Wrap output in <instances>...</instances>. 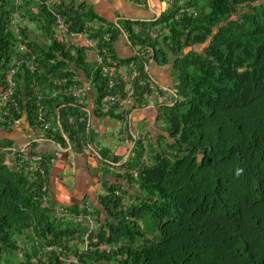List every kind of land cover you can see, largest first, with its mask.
Listing matches in <instances>:
<instances>
[{
	"label": "trees",
	"instance_id": "16d2710c",
	"mask_svg": "<svg viewBox=\"0 0 264 264\" xmlns=\"http://www.w3.org/2000/svg\"><path fill=\"white\" fill-rule=\"evenodd\" d=\"M56 11L72 29L98 39L109 59L139 70L142 79L150 62L173 58L176 96L159 106L164 133L155 141L146 138L147 143L135 140L132 154L121 163L124 170L111 172L137 191L125 203L128 190L108 187L92 213L105 214L98 230L58 216L46 200L44 184L49 188L54 154L43 153L45 175L27 170L23 161L10 165L0 157V264L18 250L24 255L21 264H31L46 245L83 240L86 233L99 243L120 244L112 251L83 250L81 259L91 264H264V0H174L156 19L126 18L116 24L85 2L0 0L3 72L20 41L38 53V72H26L18 87L20 110L14 118L25 114L37 129L40 116L57 117L61 130L45 136L62 147L82 148L93 140L89 113L65 95L51 96L58 89L53 80L82 71L93 81L97 103L107 93L122 92L124 81L112 75L117 88H108L109 77L94 70V51L60 37ZM96 20L100 24L94 27ZM121 33L147 57L120 58L114 43ZM203 43V49L195 48ZM136 92L138 105H144L147 87L136 84ZM97 115L124 117L115 108ZM99 154L119 159L108 149ZM69 210L80 211L76 205ZM49 261L61 264L54 255Z\"/></svg>",
	"mask_w": 264,
	"mask_h": 264
},
{
	"label": "crops",
	"instance_id": "0c3cea01",
	"mask_svg": "<svg viewBox=\"0 0 264 264\" xmlns=\"http://www.w3.org/2000/svg\"><path fill=\"white\" fill-rule=\"evenodd\" d=\"M74 2H85L91 5L99 16L115 24L126 18L156 19L168 8L166 0H74ZM99 24L97 20L92 22L94 27ZM32 36L37 37L39 33L32 32ZM114 47L120 58L132 57L135 50L125 33L118 36ZM172 60L173 58L168 63L150 62L148 71L152 79L156 80L163 89L160 90V97H156L155 94L146 97L145 104L134 109L128 121L124 117L99 116L96 115L94 108L91 109L89 127L93 138L91 145L95 150L92 156L85 154L83 148L76 144L68 143L66 147H62L44 133L33 129L26 117L14 125L11 130L0 128V140L12 139L16 143L32 140L36 142L38 151L54 154L49 174L47 199L54 209L60 205L79 206L87 200L94 207H98V197L105 194L111 185H120L125 188L128 190L126 195L137 191L135 186L133 187L126 180L116 177L111 172L124 170L121 163L132 154L135 140L146 130L150 135L148 140L151 141H155L164 133L161 127L159 106L170 103L173 97L172 90L176 91V82L172 75ZM76 72L82 80H86L82 71L77 70ZM88 87L92 98L94 96L96 98L97 94L93 86ZM94 134L101 138V142H96ZM104 149L109 150L110 156L115 154L119 159L117 161H113L112 157L101 159L99 152Z\"/></svg>",
	"mask_w": 264,
	"mask_h": 264
},
{
	"label": "built area",
	"instance_id": "2783aa9c",
	"mask_svg": "<svg viewBox=\"0 0 264 264\" xmlns=\"http://www.w3.org/2000/svg\"><path fill=\"white\" fill-rule=\"evenodd\" d=\"M167 5H171L174 0H166ZM182 1H179L181 4ZM181 11H184L182 8ZM55 23L59 31L60 37L67 43L72 44L75 48H85L89 51H94L95 53V63L94 70L99 69V72L103 76H108V88H117V83H115L112 75L118 76L124 81L123 91L117 93H107L100 103H97V96L92 98L89 92V85L93 84L91 78H86L82 80L81 77L75 75L74 77L62 76L56 78L53 81L58 89L52 91L51 96L65 95L72 100V104L83 108L86 112H89L92 108L97 115V112H107L112 108H115L116 113H121L125 120H129L131 114H133L134 109L138 105L139 96L136 92V84L140 86H146L147 92L145 93V98L151 94H155L156 97H160V90L163 88L160 84L152 79L147 66L146 79H142L141 72L136 68H128L124 64H120L112 59L108 58L106 55L107 51L105 48H99L98 39L94 38L89 31H79L72 29L70 27V22L67 21L66 17L60 12L56 11ZM13 28L16 32H19V24L17 16L12 19ZM154 34V32H153ZM105 37L109 38L110 33L108 32ZM17 55L11 58L8 64L7 70L4 73L2 69V64L0 63V128L14 127L19 123L24 116L21 118H14L13 112L20 110L19 105V94L18 87L24 80L26 72L35 74L39 70L37 56L38 53L35 52L31 47H29L24 42H19L17 45ZM135 54H140L147 57L145 50L138 46L134 50ZM61 86V88L59 87ZM96 94L97 90L95 89ZM172 95L176 96V91L172 90ZM112 107V108H111ZM27 119V117H26ZM40 126L36 129L37 131L44 133L52 132L53 135L58 130H61L60 120L57 117H52L49 120H45L43 116H40ZM149 134L148 131L139 136L138 139H142L144 143L148 141ZM49 138V137H48ZM50 139V138H49ZM137 139V140H138ZM31 141H26L22 143H14L11 145L0 144V157L5 160L8 164L14 165L18 162L26 163L27 170L39 171L41 174L45 175L46 168L44 166L43 153L38 151L30 144ZM82 148L85 154L92 156L94 154V148L91 144L83 143ZM54 161V158L52 159ZM44 189H49L48 184H44ZM46 200L48 199V194L46 195ZM125 202V199H123ZM79 212L70 214V207L60 205L56 207L59 212L58 216H70L74 217L77 222L82 223L84 226L90 230H98L103 228V222L105 214H92L94 206L87 200L83 201L79 206ZM120 244L113 243H99L98 240L89 238V233H86L83 240H70L67 243H50L43 247V250L30 259L31 264H50L49 256L54 255L56 259L61 264H91L81 259V253L83 250H105L112 251L117 250ZM94 264V263H92ZM95 264H117L114 261L100 260Z\"/></svg>",
	"mask_w": 264,
	"mask_h": 264
},
{
	"label": "rangeland",
	"instance_id": "374dc122",
	"mask_svg": "<svg viewBox=\"0 0 264 264\" xmlns=\"http://www.w3.org/2000/svg\"><path fill=\"white\" fill-rule=\"evenodd\" d=\"M205 46V43H203V44H201V45H199V46H195V48L197 49V50H201V49H203V47ZM192 49H193V47H192ZM187 50V52L189 51V50H191V49H189V47L186 49ZM88 51V53L90 54L91 53V51H89V50H87ZM92 60V59H91ZM175 80V79H174ZM93 85V84H92ZM91 85V86H92ZM175 86H176V84H175ZM25 117V116H24ZM160 121H161V118H160ZM94 133H95V131H94ZM94 136H95V139H96V142L98 143V142H101V138L100 137H98V135L97 134H94ZM97 137V138H96ZM96 143V144H97ZM146 160H148V159H146ZM148 162H149V160H148ZM93 169H95V168H93ZM134 187V186H133ZM134 190V189H133ZM132 190V191H133ZM132 192H130L129 194H131ZM130 195H126L125 196V203H128V201L130 202V197H129ZM98 206H99V204H98ZM22 244V243H21ZM29 247V246H28ZM8 259H7V261H6V264H21V262L23 261V258H24V255H23V253H22V251H15V254H13V255H11L10 257H7ZM1 264H5V263H1Z\"/></svg>",
	"mask_w": 264,
	"mask_h": 264
},
{
	"label": "water",
	"instance_id": "95a60500",
	"mask_svg": "<svg viewBox=\"0 0 264 264\" xmlns=\"http://www.w3.org/2000/svg\"><path fill=\"white\" fill-rule=\"evenodd\" d=\"M205 45H206V43H205ZM189 49H192V47L190 46ZM185 52H187V50H185Z\"/></svg>",
	"mask_w": 264,
	"mask_h": 264
},
{
	"label": "clouds",
	"instance_id": "9594fccd",
	"mask_svg": "<svg viewBox=\"0 0 264 264\" xmlns=\"http://www.w3.org/2000/svg\"><path fill=\"white\" fill-rule=\"evenodd\" d=\"M239 171V170H238Z\"/></svg>",
	"mask_w": 264,
	"mask_h": 264
}]
</instances>
